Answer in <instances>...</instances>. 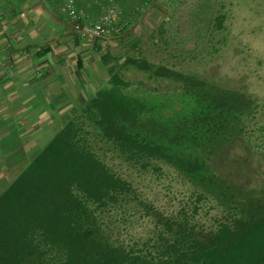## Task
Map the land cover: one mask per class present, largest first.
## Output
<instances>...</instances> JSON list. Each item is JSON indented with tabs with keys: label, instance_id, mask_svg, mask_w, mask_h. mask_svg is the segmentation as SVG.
<instances>
[{
	"label": "trees",
	"instance_id": "trees-1",
	"mask_svg": "<svg viewBox=\"0 0 264 264\" xmlns=\"http://www.w3.org/2000/svg\"><path fill=\"white\" fill-rule=\"evenodd\" d=\"M149 2L112 3L127 19ZM86 3L101 13L92 0H74L88 13ZM224 20L217 11L208 26L222 30ZM131 45L127 56L98 49L104 77L0 188V264H264V189L226 172L260 100L151 62ZM130 70L143 79L127 80ZM9 147L13 163L25 154ZM99 153L140 172L173 169L221 215L204 226L197 206L161 211ZM138 222L149 228L144 236L130 232Z\"/></svg>",
	"mask_w": 264,
	"mask_h": 264
},
{
	"label": "rangeland",
	"instance_id": "rangeland-1",
	"mask_svg": "<svg viewBox=\"0 0 264 264\" xmlns=\"http://www.w3.org/2000/svg\"><path fill=\"white\" fill-rule=\"evenodd\" d=\"M215 1L217 5H214ZM85 8L93 16H87L90 21L100 15L96 17L97 10L90 3H86ZM217 11L225 16L222 30L208 26ZM127 20L125 33L109 35L103 42L96 41L99 48H108L116 55L127 56L136 51L131 45L134 41L138 43L142 55L151 62L196 74L224 88L245 91L260 100L261 107L246 129V137L235 145L228 156L231 166L226 172L238 173L239 170V181L264 189V0H150L139 10V14H129ZM85 57L83 77L91 76L94 82H98L97 78L104 77L99 51L88 53ZM125 78L134 81L143 79V76L130 70L125 73ZM87 85L82 94L88 96L95 85ZM7 114L9 118L10 113ZM48 129L55 131L50 126L42 132ZM44 133L35 138L24 135L7 139L10 141L7 146H15L18 144H14L15 140L20 139L22 143L18 147L26 150L20 159L14 160L15 163L12 159L1 160L0 188L20 170L21 163L25 161L22 159L30 158L45 145L51 133ZM99 154L113 172L130 181L145 199L161 211L192 213L197 206L195 218L204 226L212 225L221 215L214 203L197 202L194 189L173 169L159 164L161 170L157 173L151 170L140 172L110 153ZM6 164L13 165L8 168ZM148 229L138 222L130 232L144 236Z\"/></svg>",
	"mask_w": 264,
	"mask_h": 264
},
{
	"label": "crops",
	"instance_id": "crops-1",
	"mask_svg": "<svg viewBox=\"0 0 264 264\" xmlns=\"http://www.w3.org/2000/svg\"><path fill=\"white\" fill-rule=\"evenodd\" d=\"M63 2L0 0V163L13 158L14 149L3 146L9 137L35 138L45 127L55 130L62 115L83 95L86 83L99 84L100 77L94 82L93 77L82 75L83 60L88 53L98 52V40L72 30L70 19L61 11ZM81 11L86 20L92 16ZM49 130L44 134L53 133ZM16 143L22 142L17 138Z\"/></svg>",
	"mask_w": 264,
	"mask_h": 264
},
{
	"label": "built area",
	"instance_id": "built-area-1",
	"mask_svg": "<svg viewBox=\"0 0 264 264\" xmlns=\"http://www.w3.org/2000/svg\"><path fill=\"white\" fill-rule=\"evenodd\" d=\"M100 6L101 13L93 21L86 20L84 13L78 10L74 0H64L61 11L65 13L71 22L72 30L86 39L105 40L109 35H118L128 25L122 11L112 2L113 0H92Z\"/></svg>",
	"mask_w": 264,
	"mask_h": 264
}]
</instances>
